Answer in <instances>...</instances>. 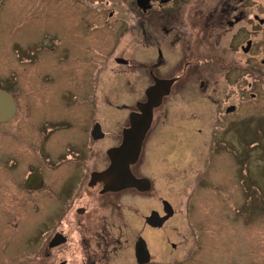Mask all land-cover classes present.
Returning <instances> with one entry per match:
<instances>
[{"label": "rangeland", "instance_id": "374dc122", "mask_svg": "<svg viewBox=\"0 0 264 264\" xmlns=\"http://www.w3.org/2000/svg\"><path fill=\"white\" fill-rule=\"evenodd\" d=\"M105 1L0 0V90L13 95L17 106L15 118L0 125V264H59L71 255L78 256L69 264L83 262L71 248L93 240L95 224L90 221L85 230L72 225L73 207L54 191L64 167H76L78 153L92 152L94 159L86 157L84 165H96L111 142L77 146L78 125L87 119L88 132L90 122L100 121L111 132L144 100L150 72L169 79L183 70L178 86L185 85L186 98L169 96V108L154 111L155 118H169L157 128L159 137L151 131L146 142L144 172L155 189L144 196L155 192L171 201L179 215L165 228L195 232L198 245L185 264H264V26L254 25L247 34L248 55L239 50L242 30L222 38L227 56H162L158 65L132 14L119 0ZM252 13L264 17V0H253ZM84 21L91 37L84 38L79 28ZM159 37L167 52L173 51L172 38ZM221 57L225 60L217 63ZM120 58L127 65L115 61ZM229 105L235 106L231 115L225 114ZM166 142L171 149L164 150ZM40 171L47 186L26 189L28 175ZM153 203H127L125 209L133 207L130 218L137 219L149 207L158 208V200ZM136 224L128 228L135 230ZM59 230L68 237L66 245L42 260L41 249ZM194 238L163 237L181 247L170 254L163 242L160 264L179 262ZM118 257L107 264H124Z\"/></svg>", "mask_w": 264, "mask_h": 264}, {"label": "flooded vegetation", "instance_id": "af4514ba", "mask_svg": "<svg viewBox=\"0 0 264 264\" xmlns=\"http://www.w3.org/2000/svg\"><path fill=\"white\" fill-rule=\"evenodd\" d=\"M76 1L74 0V4H76ZM82 1L87 2V0ZM105 2L107 4L110 3L108 0ZM119 3L122 7L126 8L128 14H132L135 26L148 39V47L152 49V56H158V65L163 64L162 56H180V59H185L186 56H227L220 49L222 38L227 34H233L232 38H234L242 30H245L243 32L244 41L239 46V50L243 55H248L252 49V40L247 38V34L252 32L254 25L264 26V17L252 13L253 0H119ZM70 6L72 8L69 7V10L75 13L76 5L70 4ZM112 16L113 10L109 13V17ZM106 25L107 23L105 22L102 26L104 27ZM88 27V21H84L79 27L83 31L84 38L93 35L91 28L89 27V31ZM118 34L122 35L123 33ZM159 35H163L167 40L172 38L170 46L174 47L173 51H170V53L167 52L165 46L160 41L161 38ZM229 45H231L230 49L233 50L232 41ZM176 46H180V48L176 50ZM103 49L107 50V44ZM72 53L75 56V53ZM72 53L69 54L72 55ZM224 60L225 58L221 57L217 58L216 62L220 63ZM115 61L122 65H127L128 63L127 60L122 58L116 59ZM121 61H125V63H121ZM262 63H264V60ZM172 70L175 72L177 67H174ZM183 75L184 70L180 75H173L172 78L163 79L156 77L150 72L152 83L144 90V100L134 103L135 111H130L125 121L115 123V128L111 132L105 131L103 123L100 121L90 122L88 132L86 131L87 119H84L78 125L82 139L80 141L76 140L77 146L81 147L83 142L86 141V145L90 147L92 143L104 142L108 138L111 142L109 146L103 149L100 154L102 158L99 161L96 160V165H84L86 157L90 161L94 159L93 156H90L92 152L85 157L78 153L77 157L79 158L75 159L76 167L72 169L64 167L65 170L61 171L62 174L58 178L57 188L54 191V194L59 197V200L68 202V206L73 207L74 212L71 215L74 222L72 221V225L81 230H85L84 225H87V223L90 225V221L95 224L92 236L95 240H90L89 237L85 240V244H77L71 248L72 252L81 254L80 257L83 261L81 264H105V262L107 264L108 261H111L118 254V259L124 264H160L164 258L163 253L166 251L163 242H168L167 246L170 254L178 251L181 247V244L163 240L165 236L172 238L184 237V242H188L191 237H195L193 239V245L189 246L184 257L179 262L176 260L175 263L185 264L194 257L196 245H198V237L196 238L195 232L192 229L188 230L186 228H165L179 215L175 212L171 201L166 198L159 199L160 197H156L155 192L153 196H144L152 188L155 189V183L152 184L144 172L148 163L146 158V142L151 131L156 132V138L159 137L157 128L161 126L162 129L168 123L169 118V116L162 115L155 118L154 111L159 108L165 109L168 103L165 100L169 96L171 98L175 96L178 99L186 98L187 88L185 89V85L178 86L180 79L183 82ZM162 81L166 84L160 87L161 89L158 91V97H162H160L161 101L158 106L153 108L152 120L142 141L139 157L130 166L131 175L136 180L145 181L143 182L145 189L141 190L140 184H137L136 187L113 189L117 187H113L112 182L105 181L101 178L102 174L108 170L111 164L108 152L120 146L122 143L124 130L128 129L131 124L130 115L132 113H138V106L146 102V90L154 85L164 84ZM180 87L183 90L176 93ZM163 89L164 92L160 94ZM106 100L104 99L103 102L105 105ZM234 110L235 106L229 105L225 108V114L231 115L234 113ZM14 118L15 116L6 123L12 121ZM174 119L180 124H188L181 117ZM154 120L157 122H154ZM227 130L229 129H224L223 131L226 132ZM198 131L201 132V130ZM165 145L164 150L171 149V145L168 146L167 142ZM154 147L156 148L157 145ZM224 153L229 154L228 152ZM154 161L156 166L155 158ZM132 167L134 168L133 172L131 170ZM154 168L153 165L150 169ZM33 173L40 175L39 189L40 191L43 190L47 186L46 176L41 171ZM59 175L60 172L56 177ZM123 182L122 180V185ZM156 200L159 202L158 208L156 206L149 207L147 213L140 214V218L137 219L130 218V215L135 216L133 207L129 208V206L125 209L127 203H132V206L144 202L151 205ZM56 214L58 215L59 213ZM185 215V222H187L190 217L188 211ZM127 218H129L130 223ZM131 223H137V228H134L135 230L128 228ZM67 240L68 237L64 235V231L59 230L55 232L52 238L41 249L40 258L42 260L49 259L53 251L60 252L61 247L66 245ZM92 241H95V244H91ZM77 256L71 255L69 260L65 259L59 262V264H69V261Z\"/></svg>", "mask_w": 264, "mask_h": 264}, {"label": "water", "instance_id": "95a60500", "mask_svg": "<svg viewBox=\"0 0 264 264\" xmlns=\"http://www.w3.org/2000/svg\"><path fill=\"white\" fill-rule=\"evenodd\" d=\"M121 63H125V61H121ZM165 84L164 82V84L154 85L146 90V102L138 106V113L130 115L131 124L128 129L124 130L122 143L108 152L111 164L108 170L102 174L101 178L112 182L113 187H117L113 189L136 187L137 184L141 185V190L145 189V184L143 185L145 181L136 180L131 175L130 166L139 157L142 141L150 127L153 108L159 105L162 98L161 96L158 97V91ZM164 89L160 94L164 92ZM16 110L12 95L0 90V124L11 120L15 116ZM121 179L124 181L123 185ZM24 187L29 190L39 189L40 175L37 173L29 175Z\"/></svg>", "mask_w": 264, "mask_h": 264}]
</instances>
